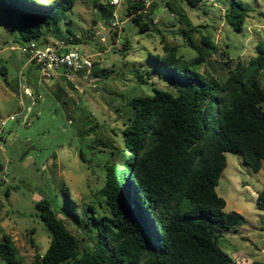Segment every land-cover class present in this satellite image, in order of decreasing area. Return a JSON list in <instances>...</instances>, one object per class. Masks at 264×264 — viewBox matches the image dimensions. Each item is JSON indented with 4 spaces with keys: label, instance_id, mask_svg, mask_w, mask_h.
I'll use <instances>...</instances> for the list:
<instances>
[{
    "label": "rangeland",
    "instance_id": "rangeland-1",
    "mask_svg": "<svg viewBox=\"0 0 264 264\" xmlns=\"http://www.w3.org/2000/svg\"><path fill=\"white\" fill-rule=\"evenodd\" d=\"M34 1L42 5L59 2ZM138 1L120 0L111 7L108 0H75L64 20L44 26L45 40H33L38 47L63 43L69 50L91 57V70L72 80L62 76L52 81L40 79L19 50L25 42L17 19L0 17V70H5L4 74L0 71V119L6 121L22 110L16 94L20 72L30 79L34 94L42 97L32 106L24 97V108L31 107L28 121H6L2 133L0 242L8 237L14 256L0 255V264H8L9 259L13 264H40L37 256L49 246L48 231L34 208L41 199L49 200L66 220L81 249L89 245L85 230L75 226L61 207L65 205L70 211L69 204H74L83 219L88 205L102 212L95 204L104 181L102 167L106 161L120 162L127 157L126 153L125 157L119 155L116 146L133 116L130 100L148 93V87L137 83L134 73L149 67L151 57L175 48L177 54L190 60L199 51L206 56L199 72L222 80L228 70L247 63L264 48V0H236L249 8L238 31L224 17L228 0H204L195 8L178 0H150L141 12L142 22L148 24L144 32L127 13L128 5ZM114 22L116 27L111 25ZM68 29L74 38L65 34ZM183 30L196 49L187 44ZM206 34L213 49L200 44ZM260 82L264 89V78ZM160 85L166 86L161 81ZM260 106L264 109V103ZM225 157L226 167L215 191L225 201L224 211L240 214L245 222L222 232L219 249L234 262L264 264V211L255 206L257 195L264 191V162L260 171L253 172L239 153L226 152Z\"/></svg>",
    "mask_w": 264,
    "mask_h": 264
},
{
    "label": "trees",
    "instance_id": "trees-1",
    "mask_svg": "<svg viewBox=\"0 0 264 264\" xmlns=\"http://www.w3.org/2000/svg\"><path fill=\"white\" fill-rule=\"evenodd\" d=\"M178 1L189 8L204 3ZM228 2L225 20L238 31L249 8L240 1ZM74 3L0 0V17L16 18L27 42L44 38V26L64 20ZM143 5L140 0L130 4L127 13L144 32L148 24L142 22ZM182 33L196 49L188 32ZM65 34L75 37L69 29ZM200 44L213 49L209 34L201 36ZM205 62L199 51L187 60L170 48L163 56L151 57L149 67L136 70L134 78L148 87V93L129 103L133 116L116 146L118 154L127 157L106 161L102 167L104 181L97 193L100 200L95 201L102 212L88 205L84 220L74 204H69L70 211L61 207L75 226L85 230L89 245L81 249L66 220L49 200L41 199L34 208L48 231L49 246L37 256L40 264H241L221 252L219 240L222 232L237 229L245 219L224 211L225 201L215 188L226 167V152L239 153L253 172L260 171L264 162L260 106L264 48L247 63L228 70L222 80L199 72ZM255 206L264 211V191L257 195ZM6 254L14 256V248L4 236L0 255Z\"/></svg>",
    "mask_w": 264,
    "mask_h": 264
},
{
    "label": "built area",
    "instance_id": "built-area-1",
    "mask_svg": "<svg viewBox=\"0 0 264 264\" xmlns=\"http://www.w3.org/2000/svg\"><path fill=\"white\" fill-rule=\"evenodd\" d=\"M119 1L120 0H108V4L116 6ZM149 1L150 0H144L145 6L149 4ZM142 12H145V9H143ZM111 25L112 27H116L115 22L111 23ZM19 50L27 57L28 63L37 71L40 79L52 81L56 76H62L67 80H72L79 72L90 71L93 66L91 57L88 54L77 50H69L63 43L48 44L45 47H38L33 40H30L21 45ZM27 80L28 78L25 77L24 73L20 72L16 94L20 100L22 110L14 115H10L6 121L17 122L21 120L22 123L26 124L28 121L27 114L31 111V107L24 108L22 103L23 98L26 97L30 101L31 106L42 98L39 94H34ZM6 121L0 119V142L4 141L2 133L6 126ZM3 182V179L0 178V189Z\"/></svg>",
    "mask_w": 264,
    "mask_h": 264
},
{
    "label": "crops",
    "instance_id": "crops-1",
    "mask_svg": "<svg viewBox=\"0 0 264 264\" xmlns=\"http://www.w3.org/2000/svg\"><path fill=\"white\" fill-rule=\"evenodd\" d=\"M28 80L30 81V79L28 78Z\"/></svg>",
    "mask_w": 264,
    "mask_h": 264
}]
</instances>
